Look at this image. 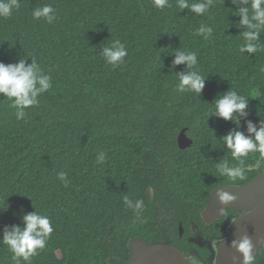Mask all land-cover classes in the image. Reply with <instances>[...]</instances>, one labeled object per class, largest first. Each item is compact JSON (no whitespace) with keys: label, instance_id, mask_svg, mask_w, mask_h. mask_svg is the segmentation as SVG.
<instances>
[{"label":"trees","instance_id":"trees-1","mask_svg":"<svg viewBox=\"0 0 264 264\" xmlns=\"http://www.w3.org/2000/svg\"><path fill=\"white\" fill-rule=\"evenodd\" d=\"M176 3L159 9L153 0H20L10 18H0V62L27 57L30 64L32 55L52 77L22 119L0 94V239L35 210L54 228L32 264H127L135 239H179V223L187 212L198 217L213 189L264 172L255 167L258 153L242 158L243 179L217 167L238 164L221 138L234 130L247 135L249 120L259 126L264 119V31L256 53H240L247 29L234 13L246 5L214 0L196 15ZM46 4L55 9L51 24L32 15ZM201 24L214 29L207 40L195 34ZM117 39L128 55L113 68L101 53ZM177 49L197 53L206 79L201 94L176 91L177 74L190 70L174 65ZM231 88L249 98L239 127L209 118L212 103ZM184 129L194 143L182 150ZM126 195L142 199L143 209L128 208ZM11 256L0 244V264H13ZM253 264H264V248Z\"/></svg>","mask_w":264,"mask_h":264},{"label":"clouds","instance_id":"clouds-1","mask_svg":"<svg viewBox=\"0 0 264 264\" xmlns=\"http://www.w3.org/2000/svg\"><path fill=\"white\" fill-rule=\"evenodd\" d=\"M233 3H237V0H233ZM239 3L246 6L239 7V11L234 14L240 17L238 27L247 29L240 34L243 43L239 47V51L240 53H256L260 47L261 31H264V0H239ZM153 5L156 8L164 9L169 6V0H153ZM213 5L214 0H195L191 3L189 0H177L176 3L181 11L189 9L196 15L205 14ZM19 7L20 0H0V18H10L13 11ZM32 15L34 19H44L50 24L56 19L55 9L50 4L37 7ZM213 31L211 26L201 24L195 34L201 35L207 40L212 36ZM101 54L106 63L115 68L124 62L128 51L125 44L117 39L110 46L104 47ZM29 57L32 58L30 64L27 63V57L20 59L17 63L5 64L0 62V94L10 100L9 107L15 109L17 119H22L26 115V109L38 105V98L52 87L51 75L42 71L34 56L29 55ZM185 63L190 70L186 73L177 74L179 84L176 91L201 94L206 79L197 68V53L195 51L175 50L174 65ZM212 104L214 111L210 113L209 118L218 116L226 121H234L239 127L240 118L248 116L246 110L249 107V98L232 88L220 95ZM247 133L246 135L243 131L234 130L221 138L223 145L230 150L231 156L238 161L236 166H229L226 161L217 164L221 175L232 180L243 179L245 166L242 158L248 157L250 153L259 154V158L255 161V167H264V119L260 120L259 126L249 120ZM105 159V154H102L97 163H101ZM58 176L67 186L66 174L60 172ZM217 197L224 205L235 199L227 192H218ZM123 199L125 205L130 209L138 211L144 207L142 199L133 201L127 195ZM221 211L223 212V209ZM235 222L236 220H233V223ZM23 225V227L19 225L6 227L3 237L0 239V244L5 245L12 253L11 261L13 264H22V262L23 264H32V257L46 248L54 231L50 217L36 210L23 216ZM231 244L242 255V264H252L254 259L252 253L255 245L248 235L233 239ZM213 246H215V241ZM187 259L190 264H195L194 257L189 256ZM234 260L239 261V257H235Z\"/></svg>","mask_w":264,"mask_h":264},{"label":"water","instance_id":"water-1","mask_svg":"<svg viewBox=\"0 0 264 264\" xmlns=\"http://www.w3.org/2000/svg\"><path fill=\"white\" fill-rule=\"evenodd\" d=\"M193 143L187 135V129H184L178 138L179 147L185 150ZM149 191L153 199V188ZM218 192L230 193L235 199L227 205L221 204L217 197ZM228 210H234L237 214L223 222L224 231L220 237L204 239L201 234L194 233L193 242L208 246L211 255L207 259L196 250L183 251L169 241L150 242L146 238H138L130 244V261L127 264H190L187 259L189 256L194 257L195 264H242L243 257L232 247L231 242L244 235H248L255 245L252 253L253 264L260 250L264 248V172L247 183L223 184L213 189L201 215L205 225L209 226L220 220ZM233 220L236 222L233 223ZM183 232L184 228L181 226V236ZM235 257H239V261H235Z\"/></svg>","mask_w":264,"mask_h":264},{"label":"flooded vegetation","instance_id":"flooded-vegetation-1","mask_svg":"<svg viewBox=\"0 0 264 264\" xmlns=\"http://www.w3.org/2000/svg\"><path fill=\"white\" fill-rule=\"evenodd\" d=\"M204 208H202L199 211L198 217H194L191 212H187L188 218H186L184 216V221L185 222L184 223L183 222L179 223V227H178L179 239H177L176 235H174L173 238L175 237V242L173 241L174 240L173 238H165L164 240H161V241H169V242H171L173 244H176L183 251L196 250V251L199 252V254L204 259H207L211 255V253H210V251L208 249V246L207 245L202 246V245H199V244L197 245L195 242H193L192 239L194 237V233L196 232V233L201 234L204 239H211L213 237H220L222 235L223 231H224L222 229L223 222L225 220H227L228 218L236 215L237 212L234 211V210H228L225 213V215L220 220H216V221H214L212 223V225L207 226V225H205V223L203 221V218H202V215H201L202 214V210ZM165 212H167V210H165ZM154 215H155V220L158 221V222H161L163 220V218L165 217L164 213L161 212V208L160 207H156ZM181 226L184 228V232H183L182 236H181V233H180V227ZM193 227H195L194 230H193ZM187 229L189 230L190 235L187 236V241H184L185 235L188 233ZM178 241H180L179 242L180 245L177 243ZM201 252H203L204 255Z\"/></svg>","mask_w":264,"mask_h":264}]
</instances>
